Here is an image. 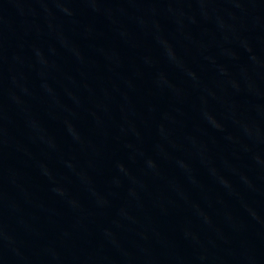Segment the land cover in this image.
Returning a JSON list of instances; mask_svg holds the SVG:
<instances>
[{
  "label": "water",
  "instance_id": "obj_1",
  "mask_svg": "<svg viewBox=\"0 0 264 264\" xmlns=\"http://www.w3.org/2000/svg\"><path fill=\"white\" fill-rule=\"evenodd\" d=\"M0 264H264V0H0Z\"/></svg>",
  "mask_w": 264,
  "mask_h": 264
}]
</instances>
